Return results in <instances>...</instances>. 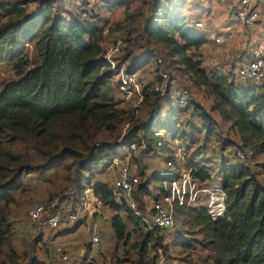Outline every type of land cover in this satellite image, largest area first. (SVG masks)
<instances>
[{"label":"trees","instance_id":"1","mask_svg":"<svg viewBox=\"0 0 264 264\" xmlns=\"http://www.w3.org/2000/svg\"><path fill=\"white\" fill-rule=\"evenodd\" d=\"M169 4L170 0H0V66L13 74L0 81V264H44L11 243L12 209L20 208L23 192L36 193L39 182L46 186L45 201L39 203L51 211L57 210L55 201L80 202L83 191L91 188L104 206L116 211L111 218L116 244L126 243L129 237L118 210L132 220L133 229H149L138 244L143 250L147 239L159 245L158 227L148 228L115 194L114 184L92 183L93 170L113 168L114 155H129L130 165L138 154L151 152L163 156L159 158L166 165L152 171L153 181L168 184L182 171L201 182L212 179L208 156L193 153L206 149L209 135L216 132L205 108L195 100L192 108L179 106L171 88L165 96L154 91V84L161 81L156 66L155 74L142 84L140 101L120 98L119 70L138 72L150 57L161 54L167 57L161 55L165 69L184 74L193 85L207 90L212 97L209 110L216 111L228 131L238 137V150L244 156L242 162L226 160L230 163L222 170L224 217L215 220L206 210L189 204L176 205L174 216L189 225L211 252L209 264H264V162H256L254 169L245 160L264 153V75L253 79L234 72L251 59L252 50L248 59L233 60L228 71L203 68L193 50L207 42V32L187 24ZM121 7L124 18L114 27L122 34L111 44L118 39L122 44L112 67L104 57L110 29L105 30L100 10ZM130 59L132 63L124 65ZM123 102L128 103L119 106ZM185 114L191 118L179 122L178 116ZM194 117L203 123L200 144L201 128ZM131 143L135 149H128ZM228 144L226 138L221 140L218 158L229 157L224 150ZM189 149L192 158H188ZM182 162L185 165L180 167ZM140 175L143 180L138 181L134 198L141 202L138 206L144 214L147 210L137 193L147 188L149 176L144 170ZM160 189L153 201L168 193ZM83 221L78 218L76 228Z\"/></svg>","mask_w":264,"mask_h":264},{"label":"rangeland","instance_id":"2","mask_svg":"<svg viewBox=\"0 0 264 264\" xmlns=\"http://www.w3.org/2000/svg\"><path fill=\"white\" fill-rule=\"evenodd\" d=\"M225 2L223 3L227 9L228 3H231L232 1L225 0ZM138 3L139 1L133 2L130 7V11L133 10ZM221 4L222 3L218 0H170L169 4L172 11L181 12L183 17L186 19L187 24L191 25L196 20L202 21L204 23V28H197L200 30H211L212 33H207L208 38L210 36H216L217 34H221L223 37V41L221 43H205L200 48L193 50L195 60H197L206 70L228 71L233 60H246L250 57L249 52L259 43L264 46V23L262 20L257 21L253 25H246L240 22H231L232 19L229 21L227 16V21L223 24L226 23L231 25L230 33L227 35L225 34V36L224 34L222 35V33L215 34V32L220 29V24H218V19L216 18L218 17L216 12L217 10L214 7L220 6ZM123 10V7L104 8L100 10V16L105 30L110 29L106 37V41L104 42V47L107 50H109L114 43L113 42L111 44L112 39L122 34L121 31L115 30L114 26L117 22L122 21L124 18ZM262 18L264 20V14ZM136 54L138 53H133V55ZM116 55H118V52ZM161 55L167 59L164 54ZM132 60L134 59L126 61L124 65L129 66L132 63ZM155 65L156 57L153 56L150 57L149 60L143 64V66L137 68L140 74L141 85L145 84L150 79V76L155 74ZM176 73L184 80L185 85L190 89L195 102L202 108H205L213 119L214 129L216 132L209 135L211 136L209 146L206 149H200V147L196 151L193 150V153L199 154L201 151L203 156H208V162H210L208 165L210 166L212 179L208 180V182L204 181L202 183L207 182L206 187L208 189L217 188L221 186L220 179L222 176V170L227 167V164L230 162V164H232V162H242L244 160V158H240L236 155L240 140L237 136L233 135L232 132L228 131L227 126L221 121L216 111L209 110V107L212 104V97L207 93V90L197 84L193 85L191 83L192 81H189L184 74H180L178 72ZM11 76H13V74L10 72L9 68L0 66V81ZM112 80L115 82L114 77ZM115 98L119 99L117 89L115 90ZM127 103L128 102H123L122 104H119V106H125ZM186 118H191V116H187L186 114L179 115L178 121H184ZM193 120L201 128V132L197 134V136L201 139V141L198 142L200 144L203 141L202 138L204 135L203 123L200 119L195 117ZM223 138H226L230 144H228L229 146L224 149L226 150L225 156L228 157L229 155V157L222 160L221 158H218V156L220 155V142ZM114 145L117 146V143ZM170 145L174 146V141L171 140ZM189 150L190 152L188 158L194 157V154L191 155L192 149ZM214 150L216 153L213 152ZM164 154L168 155V152H164ZM137 157V159H133L130 162V168L131 172L138 177L139 182L143 180L141 175H145V173L140 175L141 170L146 171L147 176H149V184H147V188L143 191L149 194H143V192L137 191V197L143 200V207L145 206L147 209L144 214L148 216L150 215L148 214L149 206H152L154 196H156V193L158 194V192L161 191V186L167 189L168 185L166 182L161 183L153 181L151 179L152 171H161L163 168H166V165H164L159 158L161 157L163 159V156H157L151 152L140 153ZM226 160H230V162ZM245 160H248L251 167L256 169V162L258 165L261 162H264V153L259 154L252 159H249L246 156ZM184 165V162H182L180 167ZM93 172L94 174L91 178L92 183H95L96 180H98L108 184L109 186L115 184L114 180L118 176L117 169L114 167H99L93 170ZM184 172L188 171H182V173ZM26 180L27 177L24 176L23 181L26 182ZM37 185L38 188L37 191L35 190L36 193L27 191L23 192L22 195H19L20 208L12 209L14 216L11 219L14 222L11 243L16 250H25L29 254V257L35 258L44 264H137L140 254L141 263L139 264L144 263L145 260L147 261L145 264H209L208 257L211 255V252L199 243L200 237L193 230H190V226L181 222L180 218L176 215L174 216L175 227L168 230L160 228H158L157 231L155 230L156 234L159 236L157 239L158 242H160L159 245L154 246L153 244H155V240L147 239L144 243V249L139 250L138 244L145 240L144 235L149 229L143 228L144 226H142V228L136 227V229H133L132 220L126 218V214L123 209L118 210L119 214L126 222V230L129 237L126 243L116 244V238L111 227V218L116 214V212L112 209V207H110L111 210L108 212V218H106L102 224L98 222L100 244L99 250L94 251L91 249L89 244L91 220L89 218H82L83 214H86L85 212H81L78 215L79 218L84 220L78 228H76V222H61L55 228H51L46 224L41 226L37 223V221L30 217L29 211L32 206L36 202L39 203L45 201L43 192H46V189H43V187L46 186L41 184V182L37 183ZM162 197L163 196H161V198ZM135 201L138 206V198ZM204 202L205 201L203 200L202 205H198L201 204L198 203L196 207L200 208V206H203ZM55 203L57 206L54 208L57 210L51 211L50 208L45 205L47 207L45 208L46 211L50 213L57 212L60 215H65L67 213L74 212V209H76L79 202L73 203L71 200H64L61 202L55 201ZM53 205L54 204H50L51 207ZM106 208H108V206ZM212 209H217V207ZM212 209L211 211L213 212ZM205 210L209 213L208 208ZM216 212L221 213V210L218 209ZM145 225L149 228L147 224ZM195 237L197 239H194ZM57 246L62 248V253H59L56 250ZM84 250L85 254L83 257L81 254ZM88 251H92V253L89 255ZM62 255H65L66 258L64 259ZM203 260L205 261L204 263Z\"/></svg>","mask_w":264,"mask_h":264},{"label":"built area","instance_id":"3","mask_svg":"<svg viewBox=\"0 0 264 264\" xmlns=\"http://www.w3.org/2000/svg\"><path fill=\"white\" fill-rule=\"evenodd\" d=\"M225 2V0H218ZM230 16L237 22L246 25L255 24L264 14V0H232L230 3ZM195 27L204 28V23L200 20H196ZM207 33H212L211 30H204ZM214 42L220 43L223 41L221 34L212 36ZM121 40L118 39L109 50L106 51L104 57L111 64L115 66V60L113 59L119 50ZM264 46L259 43L252 50L251 59L240 66L234 68V72L242 77H249L253 79H260L263 77L264 59L262 53ZM165 59L160 55L156 58V67H158V74L161 81L157 82L153 86V90L159 92L160 95L165 96L168 92V88L175 90L176 102L179 106L185 108H192L194 98L190 89L185 85L184 80L174 71L165 69ZM118 81V90L120 98L123 100H136L140 101L142 98L141 90L142 85L140 82L139 74L136 70L126 71L120 69L116 75ZM134 143L129 144L128 149H135ZM127 149V150H128ZM236 155L243 158V153L237 149ZM129 155L125 158H120L114 155L112 158V165L117 169L118 176L114 180L115 194L122 197L127 205L134 211V213L142 218L149 227H158L160 229H170L175 226L174 208L176 205L189 204L192 206L202 205L208 208L210 216L215 219L217 217H224L226 212L225 193L222 186L217 188L208 189L206 187L207 182L202 183L197 178L191 176L189 172L182 173L179 177L170 181L167 185L168 193L162 195L163 197L156 201H153L150 207V215L147 216L138 208L134 199V191L138 184V177L132 174L129 165ZM209 193V195H208ZM102 200L99 196L94 195L91 188L84 190L83 196L78 203L74 212L60 215L57 212L48 213L46 211L45 204L35 203L29 211L30 217L37 221L41 226L48 225L51 228L57 227L61 222L73 223L79 218L81 212L88 214H94L102 207ZM201 207V206H200ZM214 207H222L224 211L218 213L211 211ZM149 209V210H150ZM47 213V215H46ZM89 244L92 250H99L100 236H99V223L97 220H92L90 224V239ZM59 253H62L60 246L56 247ZM65 259L66 256L62 255Z\"/></svg>","mask_w":264,"mask_h":264},{"label":"crops","instance_id":"4","mask_svg":"<svg viewBox=\"0 0 264 264\" xmlns=\"http://www.w3.org/2000/svg\"><path fill=\"white\" fill-rule=\"evenodd\" d=\"M230 1V0H229ZM232 1V0H231ZM220 3H222L220 6H215L214 8L217 10L216 12H217V16L218 17H216L217 19H218V24H220V29H218L217 30V32H215V34H217V33H222V35L224 34V36H225V34L227 35L228 33H230V31H231V25L230 24H223L225 21H227V16H228V18H229V21L231 20V22L233 21V22H237V21H235L231 16H230V9H229V7H230V2L228 3V8L226 9V7H225V5H224V3L223 2H220ZM226 3V2H225ZM209 12V11H208ZM211 14H212V12H211ZM262 16H263V14H261V17H260V19L258 20V21H260V20H262L263 21V23H264V20H263V18H262ZM217 24V25H218ZM223 26V27H222ZM220 31V32H219ZM224 32H226V33H224ZM212 36H210L208 39H207V42L206 43H213L214 41H213V38H211ZM221 43V42H220ZM214 44V43H213ZM216 44H218V43H216ZM106 206V205H105ZM104 205L100 208V210L98 211V212H96V213H94V214H88V213H86V214H83V216H82V218L83 219H87V218H89L91 221L92 220H97L99 223H103V221L106 219V218H108V216H109V211L111 210V208L108 206V208H106ZM150 207L151 206H149V209H150ZM147 210V209H146ZM116 212V211H115ZM101 224H100V228H101ZM79 227V226H78ZM77 227V228H78ZM88 253H89V255L92 253V251H88ZM84 254H85V250L82 252V256L84 257Z\"/></svg>","mask_w":264,"mask_h":264},{"label":"bare ground","instance_id":"5","mask_svg":"<svg viewBox=\"0 0 264 264\" xmlns=\"http://www.w3.org/2000/svg\"><path fill=\"white\" fill-rule=\"evenodd\" d=\"M218 209L221 210V213H222V211H224V208L222 209V207H217V209H212V210L213 211H218Z\"/></svg>","mask_w":264,"mask_h":264},{"label":"water","instance_id":"6","mask_svg":"<svg viewBox=\"0 0 264 264\" xmlns=\"http://www.w3.org/2000/svg\"><path fill=\"white\" fill-rule=\"evenodd\" d=\"M225 202H226V198H225ZM200 208H202V209H206V207L205 206H201ZM217 219H220V217H217V218H215V220H217Z\"/></svg>","mask_w":264,"mask_h":264}]
</instances>
